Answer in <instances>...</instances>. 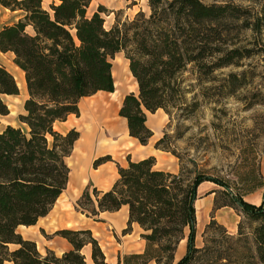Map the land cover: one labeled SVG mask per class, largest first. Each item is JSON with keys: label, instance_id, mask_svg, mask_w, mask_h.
Returning <instances> with one entry per match:
<instances>
[{"label": "trees", "instance_id": "1", "mask_svg": "<svg viewBox=\"0 0 264 264\" xmlns=\"http://www.w3.org/2000/svg\"><path fill=\"white\" fill-rule=\"evenodd\" d=\"M92 0H0L12 12L21 11L16 23L0 29V52L12 53L14 64L25 73L28 98L19 115L27 131L8 124L0 130V264H86L85 246H91L95 264H109L90 228H63L55 234L68 239L72 249L57 255L41 253L37 242L24 238L20 225H34L46 216L68 185L66 158L80 132H61L56 123L80 114V101L99 91L113 93L112 59L123 53L138 84V92L124 96L119 115L132 137L146 145L154 135L147 112L164 109L169 115L182 109L190 88L184 74L193 68L200 75L233 65L243 56L218 48L220 27L229 19L244 20L243 28L264 38V9L252 13L229 3L205 0H148L150 13L117 21L111 28L99 10L89 15ZM222 55H219L221 54ZM233 54V55H232ZM218 56V57H216ZM214 60V61H211ZM13 73L0 64V116L10 113L4 96L18 95ZM167 134L155 148L170 151ZM114 161L111 154L94 159L93 166ZM151 155L127 166L118 163L119 177L107 191L87 186L75 208L98 219L102 211L129 207L128 226L137 222L146 241L142 253L119 257V264H264V175L245 173L243 186L200 171L194 177L181 169L173 173L155 168ZM213 181L214 209L232 206L245 220L232 234L214 215L206 225L204 245L195 244L197 187ZM263 188L260 205L245 196ZM218 194L224 195L220 201ZM190 228L188 252L177 263L178 245Z\"/></svg>", "mask_w": 264, "mask_h": 264}, {"label": "rangeland", "instance_id": "2", "mask_svg": "<svg viewBox=\"0 0 264 264\" xmlns=\"http://www.w3.org/2000/svg\"><path fill=\"white\" fill-rule=\"evenodd\" d=\"M205 1L237 5L249 9L252 13L264 9V0ZM49 3L50 0H44L45 8H48ZM100 7L108 29L117 21L124 22L133 19L138 10L146 14L150 13L148 0H92L89 15L97 12ZM18 15L20 14H12L10 10L0 5V29L14 22ZM243 21L229 19L224 22L220 27L223 33L222 39L217 46L224 54L237 51L234 55L243 57L236 58L233 60V65L218 69L213 73L200 75L193 68H189V71L184 74V85L190 88V92L187 93V100L182 109L173 110L172 115L160 109L162 117L159 121L156 119L157 123L160 122V128L155 129L147 124L152 130L154 129L155 134V137L151 138L148 143L155 148L157 140L167 134L165 144L170 147V151L158 149L159 155H153L156 158L155 168L173 173H179L183 169L185 175L189 177H194L196 173L202 171L212 178L226 179L233 186H243L241 177L245 173L261 172L264 175V38L257 33L245 30ZM124 62L127 60L123 53L112 59L117 96L124 93L126 95L130 91L138 92L135 79L128 76L127 69L123 67ZM0 64L12 71L18 79L12 67L15 65L12 53L0 52ZM100 94L102 92L82 98L79 104V115L71 114L65 121L56 123V129L61 132L76 129L80 132L79 139L83 136L86 140L93 139L96 146L99 142V151L103 148L105 141H109L110 145L113 144L110 139L115 137L117 131H122L126 123V119L119 115V107L116 112L111 113L110 120H108L104 114L108 106L104 104L100 110L95 107L94 100L89 101ZM28 96V90L26 93L20 89L18 95L3 97L10 108V113L0 116V130L8 124L21 127L25 131L28 130L26 124L19 119V115L25 113L24 102ZM97 100L104 101V99ZM149 117H154L152 112H147V119ZM74 158L73 150L66 161L69 163L74 161ZM113 159L118 171L119 162L114 157ZM129 159L127 156L128 161ZM212 185L216 189H223L216 182L212 181ZM87 186H90L93 192L94 186ZM218 197L220 201L225 200L224 195L218 194ZM245 199L260 205L263 199V188L246 195ZM219 210L223 211L218 215ZM212 215L232 234L238 232L239 222L245 220L244 215L232 206L219 209H214L212 206L208 221L198 233L199 247L204 245L203 232ZM188 232L189 229L186 228L185 234L187 235ZM6 264L12 263L6 262Z\"/></svg>", "mask_w": 264, "mask_h": 264}, {"label": "crops", "instance_id": "3", "mask_svg": "<svg viewBox=\"0 0 264 264\" xmlns=\"http://www.w3.org/2000/svg\"><path fill=\"white\" fill-rule=\"evenodd\" d=\"M10 12L12 14L20 15H18L14 22L6 25L16 23L24 15L21 11ZM137 13H139V10ZM12 67L18 75L19 80L11 71L17 80L19 88L23 89V91L27 93V84L24 71L16 65H13ZM123 67L127 69L126 73L129 74L128 76L134 78L130 71L128 61L123 63ZM134 82L136 89H138L136 79ZM115 85H117L116 81ZM100 92H102V94L96 96L94 99H90L89 101L94 100L96 102L95 107L99 109L104 106V104H106L108 107L106 108V111H104V114H106V117L108 120H110L111 113L116 112L118 107L120 109L125 93L117 96V89L113 93H109L107 91H99L97 93ZM97 99H104V101H99ZM90 111L92 112V117V108ZM159 111L160 109H158L155 113H152L154 117H149L147 119V124L152 125V127L155 129L160 128V122L157 123V121L160 120L162 114ZM101 114L103 115V113ZM95 121H98L97 117L95 118ZM153 137H155V134L152 136V139ZM110 140L113 142V144L110 145L108 143L109 141H105L102 146L103 148L100 151L98 150L99 142L96 146L93 139L86 140L83 136L82 139L76 141L74 146V161L72 160L69 163L66 161L71 167V171L65 191L58 198L52 210L46 216L41 217L36 224L30 226L20 225L18 227V231L24 236V238L37 242V246L41 253L45 254L47 249H50L60 256L64 252L72 249L73 246L67 238L55 234L58 229L63 228H90L93 232V235L98 239L100 246L105 253L106 261L109 264H119V257L125 254L142 253L144 251L146 241L141 236V234L144 232V229L137 222L132 223V230L129 233H123V229L128 226L129 221L128 205H123L117 211H102L100 212L97 220L87 216L75 208L77 199L80 197L83 189L87 185L97 187L101 191H107L113 186L114 182L119 176V172L116 169L117 167L115 168V161L105 162L98 168H95L93 166V161L96 157L108 153L111 154L122 166H127V156L131 160L137 161L150 155H159L157 152L159 150L151 146L150 143L143 145L138 142L137 138H134L130 135L127 122L124 124L122 131H117L115 137H112ZM213 189L216 188L212 185V181L210 182L209 180L201 182L197 187V199L194 204L196 210L195 244L197 246L199 245V230L208 221L209 212L214 203V193H208ZM222 211L223 210H219L217 214L219 215ZM221 215L219 217H221ZM188 229V234L180 241L178 245V249L175 254V263L179 262L188 252V236L190 233V228ZM83 252L86 255V264H95L91 256V246H85ZM149 264L156 263L152 261Z\"/></svg>", "mask_w": 264, "mask_h": 264}]
</instances>
